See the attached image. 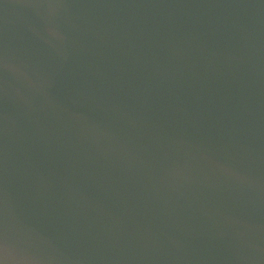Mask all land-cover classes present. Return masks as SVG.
Segmentation results:
<instances>
[{
  "label": "water",
  "instance_id": "water-1",
  "mask_svg": "<svg viewBox=\"0 0 264 264\" xmlns=\"http://www.w3.org/2000/svg\"><path fill=\"white\" fill-rule=\"evenodd\" d=\"M0 264H264V0H0Z\"/></svg>",
  "mask_w": 264,
  "mask_h": 264
}]
</instances>
